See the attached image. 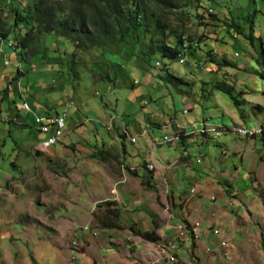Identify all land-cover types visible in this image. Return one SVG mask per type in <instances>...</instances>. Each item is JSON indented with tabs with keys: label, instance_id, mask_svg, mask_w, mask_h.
<instances>
[{
	"label": "clouds",
	"instance_id": "1",
	"mask_svg": "<svg viewBox=\"0 0 264 264\" xmlns=\"http://www.w3.org/2000/svg\"><path fill=\"white\" fill-rule=\"evenodd\" d=\"M0 264H264V0H0Z\"/></svg>",
	"mask_w": 264,
	"mask_h": 264
}]
</instances>
